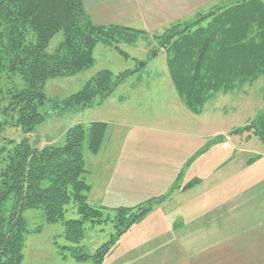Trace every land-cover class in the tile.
Listing matches in <instances>:
<instances>
[{
  "label": "trees",
  "instance_id": "trees-1",
  "mask_svg": "<svg viewBox=\"0 0 264 264\" xmlns=\"http://www.w3.org/2000/svg\"><path fill=\"white\" fill-rule=\"evenodd\" d=\"M59 33L63 40L50 54V43ZM140 35L146 33L96 24L84 0H0V79L6 73L24 83L22 89L13 86L4 92L0 88V102L5 101L4 107L0 105L4 125L30 136L47 120L41 108L51 101L46 95L48 80L92 68L99 44H132ZM154 39L166 53L170 76L183 104L190 112L201 114L216 95L244 88L264 76V0H234ZM115 87L112 73L102 71L61 106H92L104 101ZM107 128L103 122H93L89 128L74 125L67 130L63 145L35 148L27 137L0 146V264L23 263L30 234L25 217L28 210H41L48 224L63 223V237L71 243L69 250L77 261L90 257L81 246L87 234L85 224L95 227L112 222L116 234L94 255V264H102L117 238L171 199L172 192H186L200 184L199 179H193L182 185L181 172L167 195L133 208L112 209L113 217L108 214L106 218V208L93 206L88 200L91 185L85 178L84 143L88 138V150L97 154ZM237 132L252 133L264 145V112ZM70 204L79 218L66 221Z\"/></svg>",
  "mask_w": 264,
  "mask_h": 264
},
{
  "label": "rangeland",
  "instance_id": "rangeland-1",
  "mask_svg": "<svg viewBox=\"0 0 264 264\" xmlns=\"http://www.w3.org/2000/svg\"><path fill=\"white\" fill-rule=\"evenodd\" d=\"M233 1L194 0L184 6L187 11L176 9L163 18H148L146 23L132 21L124 26L144 31L146 36H138V40L132 44H99L94 50L95 64L92 68L76 75L53 78L46 83V95L51 101L41 108L47 120L27 136L33 147L63 145L66 131L74 125L82 124L89 128L93 122H105L108 126L98 158L88 150V138L84 143L85 166L88 171L86 182L95 184L88 193L89 203L93 206H102L99 205L103 192L99 173L101 166L105 174L108 153L115 151V155L109 158L110 163L112 161L110 177L118 162L115 158L120 150L123 151L124 147L127 150L122 165L117 168L119 171H131L129 177L134 193L125 200L108 198V204L113 207L124 204L133 208L164 196L176 180L175 176L173 181L166 184L171 173L183 166L180 160L204 147L203 156L186 169L182 180L186 184L195 177H202L204 182L201 188L197 187L181 197L174 196L175 210L172 206L163 208L159 204L143 220L133 224L117 238V244L110 248L102 264H177L180 252L184 251L187 255L188 250L187 247H178L177 241L174 244V238L188 234L191 211L187 206L192 204L191 198L199 200L204 196L199 197L201 194L197 193L198 189L227 190L228 185L235 186L232 183L236 182L240 172L254 178L257 187L264 188V145L252 133L237 132L264 112V76L244 88L216 95L205 105L201 114H194L186 108L176 92L166 53L158 48L154 39L175 25L194 22L200 15H206L214 8L229 5ZM62 40V33L56 35L48 52L53 53ZM102 71L111 72L112 81L116 85L110 96L102 102L96 101L92 106L62 108L63 101L83 90ZM124 74L128 76L119 80V76ZM1 77L0 88L4 92L13 86L24 88L23 81L18 77H9L6 73ZM0 105L4 107L5 101H1ZM4 122L5 116L0 108V146L9 140L20 142L27 138L22 131L4 125ZM4 138L7 140L4 141ZM163 157L175 159L176 163L167 162L169 168L158 167L161 163L158 159ZM250 162L253 164L248 165ZM211 197L206 194L197 204L202 214L212 211L217 201L225 199L220 193L211 194ZM112 209L104 210L106 218L108 214L113 217ZM179 215L183 218L181 223L177 218ZM25 217L30 234L26 238L22 264H94L97 250L109 243L116 234L110 221L95 227L87 222V234L81 246L90 257L77 261L69 250L71 243L63 237L62 222L46 223L41 210H28ZM78 218L74 204H70L65 220ZM253 220L239 224L237 236L229 238V242L234 239L232 244L235 248L232 249L235 251L241 249L244 241L249 243L261 234Z\"/></svg>",
  "mask_w": 264,
  "mask_h": 264
},
{
  "label": "crops",
  "instance_id": "crops-1",
  "mask_svg": "<svg viewBox=\"0 0 264 264\" xmlns=\"http://www.w3.org/2000/svg\"><path fill=\"white\" fill-rule=\"evenodd\" d=\"M191 1L194 2V0H84V6L91 19L98 25L124 26L129 25L128 23L132 21L146 23L148 18H163L166 17L168 13L175 12L176 9L187 11V9H184V6L189 5ZM148 4L154 6H147ZM155 5H157V7ZM124 149L123 151L120 150L118 157L115 158L118 162L110 177L109 168L112 165V161L110 163L109 158L115 155V151L108 153V165L105 168V174H103L100 166L99 179L103 185V192L101 195L102 198L99 200V205L103 207L114 209L126 207L124 204L117 207L109 206L108 198L115 197L119 200H125L124 198L134 194L133 185L129 177L131 171H119L120 169L117 168L119 165H122V159L127 155V150ZM203 149L204 147L194 151L193 154H190L188 157L181 159L180 164L183 163L182 168L180 169L177 167L179 170L176 169L171 173V178L167 180L166 184L173 181L175 176L177 179L181 172H183V176L181 177L182 181L185 177L186 169L188 170L193 163L203 156ZM99 155L100 151L94 154L96 158H98ZM158 161H161L160 165H166H158V167L163 169L170 167L167 166V162L172 164L176 163L175 159H168L167 157L160 158ZM226 163L227 162H225L224 165ZM251 164L253 163L250 162L248 165ZM173 168L174 167H172V169ZM145 170H147V168H145ZM193 179L200 180V184L197 187L201 188L204 178L195 177ZM253 179L254 178L248 177L246 173L240 172L237 174L236 182L233 181L232 183L235 186L228 185L227 190L226 188H220L211 190L198 189V192L194 191V193L197 192L201 194L199 197L203 196V194L204 196L208 194V197H211V194L220 193L225 199L217 201L218 203L214 205L215 207L213 210L204 212V214L197 208V204L204 196L199 200L197 198L190 199L192 204L190 203V205L187 206L190 207L191 211L188 223V234L184 237L174 238V244H176L175 242L177 241L176 245H178V247L179 245L181 247H187L188 253L186 255L184 251L180 252V258L177 264H264V188L257 187ZM182 185L185 184L182 183ZM246 185L249 186L246 187ZM94 186L95 184L91 185V190H93ZM172 186L171 188L169 187L164 195L170 193ZM189 191L181 192L176 190L172 192L171 199L162 203V207L172 206L173 210H175L176 204L173 201L176 197L174 196L181 197ZM177 218H179L178 221L180 220V223L183 221L181 215ZM246 220H253L255 228H257V231L261 234L256 235L253 241L249 243L247 240L244 241L245 243L243 246L241 245V249L235 251L232 249L235 248L233 246L234 244H232L234 239L229 242V238H235L237 236L239 233L237 231L239 224L246 222ZM179 239L181 241H179Z\"/></svg>",
  "mask_w": 264,
  "mask_h": 264
}]
</instances>
